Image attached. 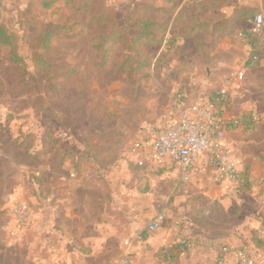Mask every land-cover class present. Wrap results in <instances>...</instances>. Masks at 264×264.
<instances>
[{
  "label": "rangeland",
  "instance_id": "1",
  "mask_svg": "<svg viewBox=\"0 0 264 264\" xmlns=\"http://www.w3.org/2000/svg\"><path fill=\"white\" fill-rule=\"evenodd\" d=\"M28 2L0 0V22L16 34L18 51L26 64L24 68L10 60V47L0 48V264H73L79 261L81 257L75 254L71 244L60 237V240L51 237L58 236L56 228L60 218L56 212L50 213L46 206L49 204L45 197L49 182L70 166L60 164L62 155L67 150L86 151L90 163H98L101 170L110 169L116 162L134 166L130 155L133 142L139 138L150 140L165 128L159 125V89L160 83L170 77L178 75L179 89L172 94L176 97L182 92L185 96L181 111L186 110L190 101L210 98L213 93L227 88L230 113L252 112L255 120L249 129L243 122L232 128L229 140L241 136L243 142L246 137L251 143L249 149L264 152V120L259 118L264 114V79L260 77L264 71V55L254 66L248 67L243 82L228 84L230 72L244 68L250 54V48L241 43L240 38L231 39L227 45L219 41L203 50L193 39L185 40L161 56L159 43L144 45V53L149 57L148 79L137 94L135 88L127 84L126 75L116 72L115 56L106 67L96 65L88 30L76 39L54 43L48 58L55 64L52 69L55 78L36 74L33 60L40 49L32 38L36 28L29 25L21 13ZM103 2L113 8L121 29L131 27L130 19L136 15L138 7L145 4L154 6L151 15L159 20L160 0ZM203 4H196L201 12ZM34 12L40 20L47 17L41 7ZM66 14L69 16L70 12ZM61 105L67 106L70 121L55 118ZM90 163L85 162L84 174H92L94 168ZM136 167L146 173L142 186L150 193L159 194V165L148 171ZM211 177V170L199 166L187 182L179 184V176L172 181L167 186L168 203L177 199L184 208L173 209L170 218L176 216L177 221H164L161 227L173 223L176 227L194 225L214 232L223 230L226 223L218 204L220 195L217 198L208 196L213 184ZM220 184L225 188L226 185L237 188L238 183ZM22 203L26 205L24 218L15 210ZM187 203L193 205L188 207ZM213 203L216 205L212 206ZM231 207L235 209L236 205ZM209 209L212 212L207 216L199 214ZM184 217L189 218L188 223L182 222ZM233 222L239 223L240 219L235 218ZM146 230L153 235L159 232V229L156 232ZM134 242L149 257L159 261V248L147 247L137 237ZM106 260V257H99L96 261L107 264ZM145 261L143 259L142 264H146Z\"/></svg>",
  "mask_w": 264,
  "mask_h": 264
},
{
  "label": "crops",
  "instance_id": "2",
  "mask_svg": "<svg viewBox=\"0 0 264 264\" xmlns=\"http://www.w3.org/2000/svg\"><path fill=\"white\" fill-rule=\"evenodd\" d=\"M257 1L262 4L263 0ZM237 2L239 0H235L234 5L224 7L222 10L229 14ZM185 40L190 38L183 34L179 43ZM229 41L231 39L228 37L221 40L226 45ZM245 45L248 47L247 44ZM245 66L243 67L246 73L248 67ZM177 79L178 75H175L168 81L160 83L159 125L161 127L167 125L165 114L175 99L172 93L179 89ZM259 118L264 120V114ZM241 138V136L235 137L233 142L229 140L231 145L235 146V158L240 171L237 188L229 185L225 188L211 177L213 184L211 183L208 196L213 195L217 198L220 195L218 204L226 223L223 230L214 232L194 225L176 227L172 223L160 227L159 232L154 235L148 233V237L144 239L142 233L157 213L164 212L166 222L171 220L176 222L178 219L176 216L170 217L173 209H179L180 203L177 199H174L173 203H168L169 199L166 197L167 186L178 176L180 177V166L169 160L159 164V194H155L154 191L150 193L142 186V177L146 173L136 167L135 162L134 166L116 162L108 170H101L98 163L89 162L94 170L92 174H84L82 178L76 177L73 170L68 168H64V173H58L60 179L55 183L57 199L54 204L51 203L52 195L46 199L50 213L54 211V214L56 212L60 218L59 226L56 228L58 236L51 237L56 240L61 238L63 242L71 244L75 254L81 257L79 260L84 261L85 264H101L96 261L99 257H106L107 264H118L127 240L132 243L131 256L134 264L135 260L137 264L139 262L142 264L143 259H146V264L148 262L169 264L149 257L144 249L138 248L139 246L134 242L135 237L141 244L145 243L147 247L153 249H160L187 239L189 250L187 253L174 250L175 254H180L179 263L176 264H217V257L224 246L228 248L225 264H238L237 253L246 243L257 251L262 259L260 264H264V152L249 149L250 141L243 137L242 142ZM118 164L119 167L116 166ZM154 166L156 165L148 164L144 170L148 171ZM52 181L48 186L53 183ZM105 192L110 195L108 202L104 199L107 195ZM246 202L249 204L247 205ZM232 204L236 205L235 209L231 207ZM245 204L247 206L244 207ZM186 205L190 207L193 204ZM181 207L184 208L183 205ZM248 208L251 211H248ZM211 212L212 209H209L200 211L199 214L207 216ZM49 218L52 222V217ZM235 218H239L240 222L231 223Z\"/></svg>",
  "mask_w": 264,
  "mask_h": 264
},
{
  "label": "trees",
  "instance_id": "3",
  "mask_svg": "<svg viewBox=\"0 0 264 264\" xmlns=\"http://www.w3.org/2000/svg\"><path fill=\"white\" fill-rule=\"evenodd\" d=\"M160 1L159 20L151 15L154 6L145 4L138 7L136 15L130 19L129 26L131 27L121 29L115 20V11L103 0H29L21 13L25 21L36 28L32 38L38 43L40 49L35 52L33 60L35 73L44 77L48 76L50 79L55 78L52 70L55 64L48 58L54 43L76 39L83 34L84 30H88L92 36L96 65L106 67L110 64L112 56H115L116 72L126 75L127 84L135 88L137 94L140 93L144 82L148 79L149 57L144 53L142 47L149 43L157 42L159 46H162V52L159 54L161 56L169 49L177 48L183 34L185 37L193 39L196 45L203 50L225 37L239 39V34L242 33L244 39H240V42L244 45L247 44L250 48L246 66H254L264 55V0L262 4L257 0H239L229 14L222 9L234 5L235 0ZM183 1L185 2L183 3ZM203 2L204 10L201 12L196 4ZM39 7L47 16L45 20L34 16V11ZM60 11L63 14H60ZM66 11L70 12L69 16H65ZM259 14L263 15V23L260 31L254 32L251 22ZM30 17L31 20H27ZM133 28L134 32L131 33ZM4 46L11 48L10 60L25 68L24 59L18 51L16 34L9 31L7 26L0 22V48ZM28 71L26 70L27 73ZM260 77L264 79L263 70ZM215 95L216 92L210 98ZM74 104L72 105L74 106ZM237 116L248 129L255 123L252 112ZM55 118L58 121L61 119L71 120L66 105H61L58 108ZM55 140L58 141L57 138ZM88 148L90 149V146ZM68 159L69 163H67ZM90 161L86 151L77 153L67 150L62 155L60 164L62 166L70 165L67 168L73 170L76 177L82 178L84 176L83 166L85 162ZM205 167L212 172V166L206 165ZM59 179L60 175L58 174L52 181L53 183L48 186L45 194L46 199L53 196L52 204L57 199L55 183ZM37 180L39 179L37 178ZM105 194L107 195L104 199L108 202L110 195L108 192ZM142 237L144 239L148 237L146 229L142 233ZM175 249H178V252L185 251L187 253L189 251L188 240L182 239L173 245L160 248L158 260L162 263H179L180 254H175Z\"/></svg>",
  "mask_w": 264,
  "mask_h": 264
},
{
  "label": "built area",
  "instance_id": "4",
  "mask_svg": "<svg viewBox=\"0 0 264 264\" xmlns=\"http://www.w3.org/2000/svg\"><path fill=\"white\" fill-rule=\"evenodd\" d=\"M263 23V15L259 14L251 22L254 32H259ZM244 39L243 34H239ZM245 79L244 68H237L230 72L228 84L241 82ZM185 96L177 93L170 108L165 114L167 125L150 140L139 138L130 148V155L139 167L148 164L159 165L167 160L178 164L181 174L178 183L190 180L197 167L212 166V177L217 183L237 182L240 171L235 158L234 147L228 139L229 131L241 124L237 115L229 111L230 92L224 88L213 98L193 100L182 110ZM17 214L26 216V205L16 207ZM25 214V215H24ZM164 212L157 213L149 222V231H157L165 221ZM189 218L184 217L182 222L188 223ZM125 250L118 264H134L131 256L130 240L125 242ZM227 247H222L217 257V264L226 263ZM181 253H184L182 251ZM238 264H260L262 259L257 251L248 243L244 244L237 253ZM74 264H85L77 261Z\"/></svg>",
  "mask_w": 264,
  "mask_h": 264
}]
</instances>
